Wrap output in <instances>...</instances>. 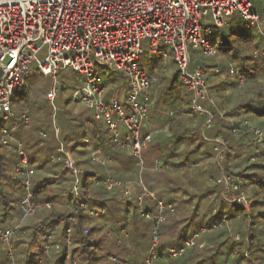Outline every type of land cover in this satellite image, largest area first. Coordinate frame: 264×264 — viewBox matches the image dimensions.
Segmentation results:
<instances>
[{
  "label": "trees",
  "instance_id": "trees-1",
  "mask_svg": "<svg viewBox=\"0 0 264 264\" xmlns=\"http://www.w3.org/2000/svg\"><path fill=\"white\" fill-rule=\"evenodd\" d=\"M258 4L252 6L251 14L262 22L264 33V0ZM245 26V21L237 16L219 29V37H223L219 51L225 49L222 55L235 74H229L228 66H219L213 58L202 60L198 52H191V69L200 67L206 72L225 68V79L229 80L225 87L228 80L210 88L211 101L202 104L213 117L208 130H203L206 118L192 114V93L180 83L174 62L170 64L172 74L162 71L167 65L157 73L151 68L147 73L149 121L153 128L151 142L143 151L147 167L142 180L166 207L158 254L152 264H264V140L255 145L253 130L244 125L246 117L242 116L249 111L258 118L264 116V86H259L264 80V63L259 58L253 63L252 58L264 49V43L259 33L256 38L244 34ZM211 40L215 44V38ZM236 44L240 48L233 46ZM244 84L255 91L256 97L228 109L225 88L233 93ZM46 93L40 102L30 100L25 105L20 114L27 116L26 123L13 121L12 118H20L14 114V103L11 119L0 113V139L4 129L15 127L13 137L21 144L28 161L30 199L37 206L33 216L21 221L25 191L24 178L17 171L20 158L0 142V230L19 225L12 238L15 264H39L32 249H42L47 243L58 245L60 250L52 261L45 258L43 264H141L150 247L153 229V223L141 217V212L152 214L154 206L148 201L141 206L137 204L140 194L137 186L129 197H124L121 190L109 192L102 185L107 176L121 182L135 181L138 170L134 159L112 143L101 123L90 115H74L71 97L59 94L55 100V124L59 131L56 137ZM29 94L25 83L22 96ZM166 108L170 114L161 117ZM219 113H223L222 118ZM218 141L226 147L219 165L214 163L216 149L220 148ZM60 145L72 155L74 166L82 172L80 201L70 195L74 177L64 165V155L57 152ZM96 151L98 161L92 163L90 153ZM52 157L59 160L52 162ZM155 161L161 164L157 171ZM220 169L232 184L238 185L225 198L224 186L217 183ZM241 193L247 198V208L233 201ZM93 209L104 213L92 217L89 211ZM70 218L74 223L67 247ZM201 229L206 232L183 257L171 260L164 255L165 249L182 246ZM43 235L52 240L43 242ZM201 243L203 247L199 248ZM0 264H10L1 241Z\"/></svg>",
  "mask_w": 264,
  "mask_h": 264
},
{
  "label": "built area",
  "instance_id": "built-area-1",
  "mask_svg": "<svg viewBox=\"0 0 264 264\" xmlns=\"http://www.w3.org/2000/svg\"><path fill=\"white\" fill-rule=\"evenodd\" d=\"M259 1L262 0H0V113L5 115V119L12 118L13 100L25 93V77L30 73L31 65H35L39 74L52 81L46 99L52 109L53 121L57 110L54 103L58 71L71 69L81 77V85L72 94L71 102L92 111L94 121L103 125L116 147L128 151L138 170L135 181L121 182L107 176L102 185L109 192L121 190L124 197H129L137 186L140 190L137 204L141 206L148 201L154 206L152 214L141 212V217L153 223L150 247L141 264H152L153 257L158 254L160 225L165 221L166 211L164 203L142 180L145 170L142 153L151 142L150 136H144L142 132L147 126L151 103L147 99L150 81L138 62L142 54L141 42L147 40L148 54L155 59H168L171 54L180 83L192 93L191 112L206 118L203 130H208L213 124V117L202 106L206 101H211L208 98L205 72L200 67L191 69V52L196 51L210 58L217 55V47L203 35L201 21L209 15L214 27L220 29L236 14L245 21L246 26L256 27L264 43L262 22L251 14L253 3ZM160 45L169 49L170 54L159 50ZM39 56L44 58L39 59ZM257 57L264 61V49ZM93 61L124 78L129 85L125 96L112 97L108 103L103 101L106 91L94 72ZM228 72L236 73L233 66H229ZM219 117L222 118L223 113H219ZM27 121V116L22 114L18 124ZM54 130L57 136V128ZM252 130L256 138L255 145H259L264 140V133ZM12 133L13 130L4 129L0 142L4 148L15 151L20 158L17 171L24 178L25 191L22 197V221L33 216L37 206L30 199L26 155L21 144L13 139ZM85 142L88 143V140L85 139ZM217 143L221 149H216L218 154L214 163L219 165L226 147L220 141ZM57 152L64 155V165L74 177L70 195L80 201L79 177L82 172L74 166L61 145ZM91 159L92 163L98 161L95 154ZM51 160L54 162L59 158L52 157ZM160 166L158 161L154 162L155 171ZM217 183L224 186L223 198L229 190L238 189V185L232 184L223 175L222 169ZM233 201L244 208L248 207L247 198L242 193ZM80 207L84 205L80 204ZM167 209L173 213L170 207ZM103 213V210L89 211L95 218ZM68 223L67 247L70 246L74 219L70 218ZM18 226L0 230V241L7 250L10 264H15L12 238ZM205 232L201 229L182 246L165 249L164 255L171 260L183 257L196 246L198 238ZM48 238L44 237L43 241L46 242ZM54 247L59 252V246ZM198 247L202 248L203 244ZM38 263L41 264L40 260Z\"/></svg>",
  "mask_w": 264,
  "mask_h": 264
},
{
  "label": "rangeland",
  "instance_id": "rangeland-1",
  "mask_svg": "<svg viewBox=\"0 0 264 264\" xmlns=\"http://www.w3.org/2000/svg\"><path fill=\"white\" fill-rule=\"evenodd\" d=\"M260 2V1H259ZM259 2H255L253 3V6H258ZM237 17V15H233L227 23L231 22V21H235V18ZM226 24L224 26H226ZM201 27H202V32L203 35L206 36L212 43L213 38H215L214 40V45H216L217 47V55L215 57H210L213 58V60L219 64V66H228V59L225 58V55H222L224 53V50L221 52L219 51V49L222 47L221 41H223V37L220 36V30L216 29L211 21V17L208 15L207 17H205L202 21H201ZM244 34H248L249 36H251L252 38H256L255 34L259 33V31L256 29H253L252 26H245L244 29ZM262 31V30H261ZM257 40V39H256ZM234 47L237 46L240 48V45H233ZM141 50H142V54L139 58V65L140 68L145 71L146 73L149 72V69L151 68V70H155L156 73L158 72L159 69H162V67H165L167 65V68H163L162 71H164L166 74L169 71L170 74H172L174 72V69L171 68L170 69V64H172V59H170V55L168 59H155L153 57H150L148 54V45H147V40H143L141 42ZM159 50L161 51H165L166 53L170 54L169 49H166V47L160 45L159 46ZM45 51V50H44ZM255 54V55H254ZM252 55L253 58V63H257V55L256 53H254ZM246 56L250 57L249 53H245ZM254 56V57H253ZM200 59H204L207 60L206 57L203 56H199ZM44 58V56H39V59ZM261 60V58H259ZM210 61V59L208 60ZM262 61V60H261ZM264 63V61H262ZM93 66H94V72L97 73L99 79H100V85L102 87L105 88V95L103 97V101L105 103H108V101L106 100L105 96L106 94H110L112 97H120V96H125L126 92L129 89V85L127 84V82H125L124 78L119 75L118 73H115L113 71L108 70L105 67H101L98 66L94 61H93ZM229 68V66H228ZM226 68V69H228ZM225 68H216V70L212 71V70H208V71H204L205 72V79H206V83L208 86V90L210 88H212L213 86L219 85L220 83H223L224 81L228 80L225 79V72L224 71ZM218 71V72H216ZM56 80H57V97L58 98V94L61 95L62 97L68 98L71 97L74 92V89H79L80 85H81V77L78 76L76 73H74L71 69H67V70H59L57 75H56ZM25 83L27 86V90L31 93L28 95V97L25 96H16L13 100L14 103V114L18 115L19 117H21L20 114L22 111L25 110V105L30 101V100H36L38 102H40L43 98H44V94L46 92L49 91L51 85H52V81L49 77H45L41 74H39L36 70L35 65H31L30 67V73L25 77ZM228 82L223 85L224 87L227 86ZM259 86H264V80L262 79L259 82ZM238 88V87H237ZM248 87L245 86V84L242 87H239V91H234L233 93L230 91V89H228L227 87L225 88L226 90V94L227 96H229V105H228V109L233 108L234 106H236V104L239 103H244L245 99L247 98H255L256 97V93L253 89H247ZM75 90V91H76ZM112 91V92H111ZM73 92V93H72ZM26 93L28 94V92L26 91ZM247 95V96H246ZM263 96H264V92H263ZM55 104V103H54ZM56 105V104H55ZM78 109H84L83 106L78 105L77 106ZM169 109L166 108L165 112H163V115L165 116L167 114ZM246 115H242L243 117H246V121H244V125H247L249 127L250 130L254 129L255 127L258 128L257 130H259L260 132L264 133V116L261 118H258L255 116V114L252 111L249 112H245ZM85 115H90L92 120H93V114L91 110H86L85 111ZM163 116V117H164ZM1 117V114H0ZM241 118V117H240ZM18 120L13 118V121ZM255 126V127H254ZM254 127V128H253ZM145 129V128H144ZM197 156L200 155V153L196 154ZM142 158L145 164V167H147L146 165V157L144 158V155L142 153ZM146 171V170H144ZM180 173V172H178ZM95 210H100V209H95ZM16 224H14L15 226ZM13 226V227H14ZM215 227V226H214ZM47 235V234H45ZM43 235L42 236V241L44 237H47ZM192 238V237H191ZM190 238V239H191ZM51 239V237L48 238V240L46 242H49ZM52 240V239H51ZM189 240V239H188ZM44 242V241H43ZM12 245H13V241H12ZM3 248H5V246L2 244ZM55 245L50 246V244H43V248H33V256L35 257V259H37V261L40 260V263L43 264V261L45 258L49 259V260H53L54 257H56L59 252L55 251ZM46 247H48V249H46ZM14 248V245H13ZM6 249V248H5ZM169 259V258H168Z\"/></svg>",
  "mask_w": 264,
  "mask_h": 264
},
{
  "label": "crops",
  "instance_id": "crops-1",
  "mask_svg": "<svg viewBox=\"0 0 264 264\" xmlns=\"http://www.w3.org/2000/svg\"><path fill=\"white\" fill-rule=\"evenodd\" d=\"M105 98H106V100L107 101H109L111 98H112V96L110 95V94H106V96H105ZM74 104V103H73ZM78 105H80V104H75V106L71 109V111H72V113L74 114V115H80V114H85V111L87 110H89L88 108H86L85 106H83V105H81V106H83L84 107V109H78ZM150 107H151V105H150ZM52 110V109H51ZM12 112V111H11ZM167 114H170V113H168L167 112ZM166 114V115H167ZM51 115H52V113H51ZM160 116L161 117H163L164 115H163V112L160 114ZM13 119V118H12ZM52 119V118H51ZM149 119H150V112H149V115H148V122H147V126L145 127V129L143 130V135L145 136V135H148V136H150V138H151V129L153 128V126L150 124V121H149ZM18 121H16L15 120V123H17ZM100 123V122H99ZM18 124V123H17ZM15 126H16V124H15ZM52 127H53V130H54V128H57L56 127V124H55V120L53 121L52 120ZM7 129V128H6ZM9 130H15V127L14 128H11V129H9ZM57 130H58V128H57ZM55 131V130H54ZM144 131H147V134H144ZM59 132V131H58ZM56 135V134H55ZM58 135V134H57ZM108 135V134H107ZM12 137H13V133H12ZM57 137V136H56ZM13 139L15 140V142H17V143H19L14 137H13ZM20 144V143H19ZM12 146H15L14 144H12ZM62 146V145H61ZM8 150V149H7ZM120 150H122V151H124L125 153H127V154H129L128 153V151L127 150H125V149H121L120 148ZM66 152V151H65ZM68 153V152H67ZM97 153H98V151H96V153H90V158H92V155L94 156V154H96L97 155ZM68 155H69V157L73 160V162H75L74 161V158L72 157V155H70V153H68ZM95 155V156H96ZM95 158V157H94Z\"/></svg>",
  "mask_w": 264,
  "mask_h": 264
}]
</instances>
